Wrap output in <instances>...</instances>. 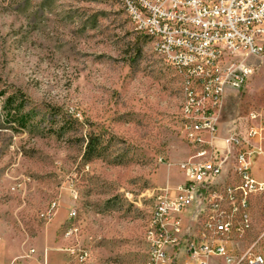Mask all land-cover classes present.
<instances>
[{
    "label": "rangeland",
    "instance_id": "rangeland-1",
    "mask_svg": "<svg viewBox=\"0 0 264 264\" xmlns=\"http://www.w3.org/2000/svg\"><path fill=\"white\" fill-rule=\"evenodd\" d=\"M254 62L245 87L227 95L226 124L264 107V57ZM182 102L176 70L118 0H0V241L9 254L50 246L54 264H69L61 248L76 242L64 236L73 180L86 264H145L156 193L183 179ZM54 199L56 215L43 218ZM252 216L249 242L264 229V193Z\"/></svg>",
    "mask_w": 264,
    "mask_h": 264
},
{
    "label": "built area",
    "instance_id": "built-area-1",
    "mask_svg": "<svg viewBox=\"0 0 264 264\" xmlns=\"http://www.w3.org/2000/svg\"><path fill=\"white\" fill-rule=\"evenodd\" d=\"M121 7L133 12L138 32L160 42L186 89L180 129L188 157L178 166L182 181L156 193L148 264H264V229L247 240L252 204L264 193V107L227 124L220 119L227 95L245 87L264 57V0H123ZM65 188L72 203L64 236L76 242L61 249L69 264H86L90 250L78 242L74 212L78 188L73 180ZM59 207L54 199L41 216L51 219Z\"/></svg>",
    "mask_w": 264,
    "mask_h": 264
},
{
    "label": "crops",
    "instance_id": "crops-1",
    "mask_svg": "<svg viewBox=\"0 0 264 264\" xmlns=\"http://www.w3.org/2000/svg\"><path fill=\"white\" fill-rule=\"evenodd\" d=\"M71 203H72V201H71ZM77 206H78V203H77ZM56 213H55V215H56ZM7 247H8L7 244L0 241V264H12V263H15V264H44V263L54 264L53 258H55V257L53 255V253H51V247L50 246H45L43 248H35L34 247L36 252L34 254H32L31 256H28L29 251H26L25 253L18 255V256H15V257L12 254H9V250L7 249ZM59 248H61V247H59ZM67 259H68V257H67Z\"/></svg>",
    "mask_w": 264,
    "mask_h": 264
},
{
    "label": "bare ground",
    "instance_id": "bare-ground-1",
    "mask_svg": "<svg viewBox=\"0 0 264 264\" xmlns=\"http://www.w3.org/2000/svg\"><path fill=\"white\" fill-rule=\"evenodd\" d=\"M118 2L120 3L121 6L123 5V0H118ZM126 13L130 19V22L134 26V29L136 30L133 12H126ZM142 34L146 35L147 37H149L151 39L154 51L159 56H161V53H159L160 42L157 41V39L154 37V35H151L150 33H142ZM182 85H183V96H186V89H184V81H182ZM184 104H185V97H183L182 107L184 106ZM236 163H238V156H231V160H229V167H236ZM212 189H219V182H212ZM154 206H157V202L155 203ZM74 212L76 215V211H74ZM152 226H153V211L151 212L147 229H152ZM145 264H148V255H147V259H146Z\"/></svg>",
    "mask_w": 264,
    "mask_h": 264
}]
</instances>
